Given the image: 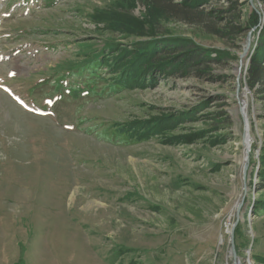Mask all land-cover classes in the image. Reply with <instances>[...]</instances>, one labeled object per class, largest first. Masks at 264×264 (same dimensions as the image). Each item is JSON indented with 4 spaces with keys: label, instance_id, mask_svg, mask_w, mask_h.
Returning <instances> with one entry per match:
<instances>
[{
    "label": "rangeland",
    "instance_id": "1",
    "mask_svg": "<svg viewBox=\"0 0 264 264\" xmlns=\"http://www.w3.org/2000/svg\"><path fill=\"white\" fill-rule=\"evenodd\" d=\"M240 2L234 42L162 21V34L236 54L211 74L75 99L55 93L57 72L138 38L101 29L99 15L125 10L151 25L159 14L140 0H0V264H234L235 225L238 264H264V92L245 80L264 0ZM179 112L203 116L175 132L195 133L187 141L104 138L115 123Z\"/></svg>",
    "mask_w": 264,
    "mask_h": 264
},
{
    "label": "trees",
    "instance_id": "2",
    "mask_svg": "<svg viewBox=\"0 0 264 264\" xmlns=\"http://www.w3.org/2000/svg\"><path fill=\"white\" fill-rule=\"evenodd\" d=\"M57 1L42 0V4L46 7H53ZM140 1H143L149 10L152 9L159 14L158 21L151 25L142 23L125 10L122 12L109 11L99 15L96 24L97 26L102 24L101 29L126 33L127 36L134 35L138 38L126 44H110L102 52L93 56L89 55L83 65L57 72L53 86L58 96L83 99L94 96H111L136 88L146 90L158 85L159 75L163 78L185 77L190 74L208 75L212 72L213 64L236 58L234 56L236 54L233 55L228 50L205 47L182 36L165 35L167 34L166 29L163 34L159 31L164 26L162 21L165 23L182 21L189 25H199L201 33L207 34L204 36H216L234 42L244 32L243 24L239 23L242 16L240 0ZM247 22L252 26L259 25L260 15L255 14L252 19L248 18ZM259 31L245 80L249 89H258L260 93H263L264 24ZM205 104L203 103L202 107H205L203 106ZM195 114L197 113L179 112L178 115L162 113L150 118H138L124 124L115 123L114 129H106L103 134H110L104 136L109 141L126 145L164 136L170 137L172 143H177L172 137L177 138L178 142L187 141L190 136H195V133L174 134L181 130L183 122L202 120L203 116L198 117ZM218 114H220L218 116H224L221 113ZM222 120L224 122L227 119ZM262 154L261 166L263 168L260 172V180L264 184V150ZM256 208L264 212V201H258ZM242 235L243 232L238 225L235 229V236L238 238ZM256 257L254 255L255 260H257ZM261 262L264 263V257Z\"/></svg>",
    "mask_w": 264,
    "mask_h": 264
},
{
    "label": "water",
    "instance_id": "3",
    "mask_svg": "<svg viewBox=\"0 0 264 264\" xmlns=\"http://www.w3.org/2000/svg\"><path fill=\"white\" fill-rule=\"evenodd\" d=\"M248 45H249V43L246 45V48L248 47ZM244 51H246V49L244 50ZM244 57H245V55H241V59L243 60L244 59ZM242 67H243V64H242V62L240 63V66H239V68H238V77H239V75L241 74V71H242ZM247 73V71L245 72V74ZM236 224H238V223H236ZM236 226V225H235ZM235 226L233 227V230H232V235H231V246H232V254H233V259H234V264H238V257H237V253H236V251H235V245H234V228H235Z\"/></svg>",
    "mask_w": 264,
    "mask_h": 264
},
{
    "label": "bare ground",
    "instance_id": "4",
    "mask_svg": "<svg viewBox=\"0 0 264 264\" xmlns=\"http://www.w3.org/2000/svg\"><path fill=\"white\" fill-rule=\"evenodd\" d=\"M247 108H248L247 107V102L245 100L242 101V106L240 108V112L244 115L245 118H248V116H247ZM250 133H251L250 132V128H247L246 138H245V142H244L245 147H246L247 144H249V146H250V142H251V134ZM247 148H249V147H247ZM245 157H246V155L244 154V158ZM244 158H243L242 162H244Z\"/></svg>",
    "mask_w": 264,
    "mask_h": 264
}]
</instances>
